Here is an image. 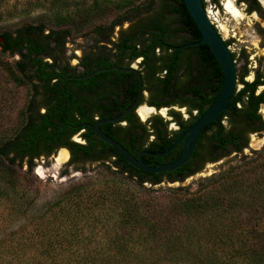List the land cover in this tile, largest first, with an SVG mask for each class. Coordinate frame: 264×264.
<instances>
[{
  "label": "trees",
  "instance_id": "obj_1",
  "mask_svg": "<svg viewBox=\"0 0 264 264\" xmlns=\"http://www.w3.org/2000/svg\"><path fill=\"white\" fill-rule=\"evenodd\" d=\"M28 5L41 12L42 15L35 18L37 22L30 21L0 33V72L16 87L29 90V100L19 113L21 120L16 132L13 137L0 144L2 170L8 166L20 170L26 164L31 172L35 166L33 158L41 155L48 157L80 128L87 127L86 130H90L84 112L79 117L66 118L67 109L59 103L62 94L60 87L63 83H69L66 76L74 71L73 67L68 66V59L65 57L72 26L85 30L96 19H102L112 12L116 14L108 25L92 29L94 46L83 52L79 59L85 69L80 76L89 75L95 67L111 66L109 62L112 61L119 65L126 57L134 59L143 56L147 62L150 55H155L156 48L163 49L165 43L175 47L182 45L186 37L182 36L181 41L176 42L181 33H185L191 39L188 40L190 42L201 39L183 0L25 1L24 6ZM28 12L18 9L17 5L8 8L0 0V22L14 15L28 17L31 14ZM125 23L127 27L118 34L120 37L112 40L115 28H122ZM171 23H177V28L172 30ZM190 50L207 52L208 73L213 72L218 78L215 86L217 96L222 88L223 77L216 59L207 45ZM184 51L185 49L182 50ZM2 55L17 59L8 63L1 58ZM244 60L247 63V55H244ZM171 71L173 69L168 68L167 80L161 82L163 96L172 87L169 82ZM249 72L246 65L242 72H238L237 87H242L239 91L235 90L229 110L221 115L226 124L219 126L213 136L215 142H218L213 145V151L219 148L225 152L228 148H233L241 153L247 146L249 134L264 131L258 114L260 106L264 105V90L258 93V88L264 86L261 61L259 60V67L254 70L253 80L245 81ZM112 74L117 78L126 75L115 71ZM177 74L176 71L174 77L179 80L180 75ZM90 81L92 80L73 82ZM213 100L212 98L211 102ZM237 103L241 104L240 108L236 106ZM39 104L47 105L45 114H40ZM61 110L65 111L64 117ZM89 132L91 133L86 134V145H69L73 150L79 148L87 158L90 150L97 146L92 131ZM101 144L104 148L107 147L102 141ZM169 147L170 144L160 150ZM71 166L81 170L78 165H67L62 174H67ZM113 166L116 168L114 174L123 176L128 182H117L118 186L104 183L98 187H78L55 201L47 213L39 216L35 232L30 234L21 226L9 234L10 237L16 235L15 241L10 240V245L6 248L0 243V264H171L179 263L177 259L187 249L188 242L201 245L203 236L191 225L190 228L189 222L195 218L197 221L206 217L214 218L212 215H217L216 212L222 205L218 196L203 189L194 196L176 199L166 206L151 195L149 190L146 191L147 194L142 190L143 182L155 184L159 174L143 173L130 165ZM184 167L169 174L177 172L182 181L186 174L194 173L192 168L185 170ZM129 183H133L135 187H130ZM17 204L23 206L25 201L20 199ZM177 215L183 218L180 225L173 222ZM191 238L195 239L188 241ZM149 243L165 246L164 261L148 260L152 256L153 247ZM29 249H33L35 254L27 257ZM199 249L195 253L187 249L190 263L204 264ZM254 249H249L255 260L253 264H264V247L256 251Z\"/></svg>",
  "mask_w": 264,
  "mask_h": 264
},
{
  "label": "rangeland",
  "instance_id": "obj_2",
  "mask_svg": "<svg viewBox=\"0 0 264 264\" xmlns=\"http://www.w3.org/2000/svg\"><path fill=\"white\" fill-rule=\"evenodd\" d=\"M3 1L8 8L17 5L18 9L29 11L31 14L28 17L14 15L0 22V33L13 30L30 21L35 22V18L42 15L32 6H24L25 1L28 0ZM230 2L231 7L236 8L238 15L236 17L226 10ZM221 3L225 11L214 6L211 0H206V10L211 21L221 29L219 31L222 37L233 41L229 48L236 55L237 67L243 65L241 55L244 51L248 55L249 68L259 67V60L263 67L264 20L259 19L255 14L247 15L245 7L242 4L238 5L236 0H222ZM115 16L116 14L112 12L102 19H96L90 28L85 30L76 26L71 27L72 34L66 44L65 57L72 65L82 57L83 52L94 46L95 36L91 34L92 29L99 25H108ZM177 26V23H171L172 30ZM126 27L127 23L123 24L122 28L116 27L114 36H118ZM182 36L179 34L176 42H180ZM1 58L8 63H13L17 59L8 55H2ZM262 70L264 71V67ZM252 78L250 74L247 79L252 80ZM238 87L240 88L241 85ZM28 100L29 90L16 87L4 73L0 72V144L13 137L20 124L19 113L27 105ZM60 152L56 153L55 159L50 157L37 161L31 172L28 171L26 164L19 170L4 163L8 168L0 169V243L4 248L10 245V240L15 241L16 235L10 237L9 234L17 231L21 226L30 234L35 232L39 224V216L47 213L55 201L69 195L74 189L98 187L104 183L118 186L117 182H128L123 176L114 174L116 168L105 160L99 164L80 162L77 165L81 170L73 169L71 166L67 174H62L67 168L68 157L65 162L59 161ZM128 185L135 187L133 183ZM142 187L144 193L149 190L151 195L166 206L176 199L194 196L203 189L220 198L221 209L216 212L217 215H212L214 218L206 217L200 221L195 218L189 222V225L186 224L196 228L198 234L203 236L201 245L197 242H188L187 249L195 253L200 248L199 252L202 254L201 259L204 264H253L255 260L250 255L249 249L255 248L256 251L264 247V135L251 136L248 148L243 149L241 153L228 149L223 154L222 160L215 164L203 165L194 175L182 181L158 184L143 182ZM20 199L25 201L23 206L17 204ZM173 222L180 225L183 218L174 216ZM43 223L46 224L45 221ZM192 239L195 238L188 241ZM149 245L153 247L152 256L148 260L164 261L165 246L155 243ZM187 249L179 255L177 259L179 263L171 264H189ZM33 251L29 249L27 257L35 254ZM190 264L201 263L191 261Z\"/></svg>",
  "mask_w": 264,
  "mask_h": 264
},
{
  "label": "flooded vegetation",
  "instance_id": "obj_3",
  "mask_svg": "<svg viewBox=\"0 0 264 264\" xmlns=\"http://www.w3.org/2000/svg\"><path fill=\"white\" fill-rule=\"evenodd\" d=\"M211 2L220 10L225 8L222 7V0H218L217 3H214L212 0ZM236 2L238 5L242 4L245 7L247 15L255 14L259 19L264 20V0H236ZM203 5L211 21L209 13L206 10V0L203 1ZM211 23L222 36L219 31L220 28L212 21ZM181 35L186 37L182 45L197 43L201 40L190 42L188 40L191 39L188 38L185 33H181ZM119 37V35L114 36L112 40H116ZM224 41L228 47H230L233 42L231 39H224ZM194 47H187L176 51L174 50L175 45L165 43L163 44V49L159 47L156 48L154 52L155 55H153L154 57L150 55L149 61L147 62H145L143 56L134 59L126 57L124 62L119 65H115V62L112 61L113 63L109 62L111 66L95 67L91 72L93 73L98 69H112L118 67L134 69L140 74L142 80V94L138 104L131 109L123 119L114 123L101 124L100 130L105 135L121 144L135 159H139L141 156L143 162L150 166L168 165L180 158L185 137L181 138L175 148L168 154L157 157L152 156V154L165 152L172 147L186 130L212 105L217 97L215 95V86L218 83V78L213 72L208 73L207 52L203 50H190ZM184 49L185 51L182 52ZM231 53L236 65L237 83L238 72H242L245 65L250 71L249 75L245 76V81H252L254 78V70L258 67H248L249 60H247V63L244 60V55H247L244 51L241 55L243 65L238 68L236 64V55L233 52ZM68 66L73 67L74 71L66 76V81H69V83H63L60 87L62 89V94L61 97H59V103L63 108L66 107L67 109L66 115L64 114L65 111L61 110L63 113H61L62 117H64V115L66 118H72V116L79 117V115L84 112L85 119L89 121L87 124L90 129L89 131H92L90 125L104 120L116 119L135 103L138 90V79L134 74L106 70L89 78L92 80L90 82L74 83V80H81L79 77H84L80 76V74L84 72L85 69L80 64L79 60H77L74 65L68 60ZM167 67L173 69L169 81L172 87H170L171 89H169L167 93L165 92L166 95L163 96L164 90L161 86V82L167 80ZM263 67L261 66V70ZM184 69H187L186 73ZM113 71L126 75L117 78L116 75L112 74ZM176 71L178 72L177 75H180L179 80L174 77ZM250 74L253 76L252 80L247 79ZM261 89L264 90V86L258 88V93ZM235 90L239 91L240 89L236 86ZM212 98L214 99L213 102H211ZM236 106L240 108L241 104L237 103ZM141 108H145L149 110V112L145 116H142L140 114ZM46 111L47 105L39 104L40 114H45ZM263 113L264 105H261L258 114L264 125ZM221 115L216 122L204 128L198 138L191 157L183 165L185 166V170L190 168L194 170L192 175L199 171L203 165L215 164L222 160L223 154L226 152L219 148L213 151V145L215 146L218 143L215 142L213 136L219 126H224L226 124L225 118H221ZM86 128H80L77 132L72 134L66 142H63L62 146L57 148L48 157L41 155L37 158H33V163L35 164L41 159L45 160L50 157L55 159L56 153L61 151L66 153V158L63 162H65L68 157V165H77L80 162L99 164L104 162V160L107 161V163L109 162L110 165H130L113 147L107 144V147L104 148L101 144L102 140H100L93 131L92 135L95 137L97 146L90 150V156L88 158L84 157L79 148L73 150L69 145H86V134L91 133L86 130ZM253 135L261 137L264 135V131L249 134L246 148H248L250 137ZM168 144H170L168 149L163 151L160 150L163 149V146ZM170 172L160 173L157 177L158 181L155 184L180 181L181 177L177 172L169 174ZM192 175L186 174L184 179Z\"/></svg>",
  "mask_w": 264,
  "mask_h": 264
},
{
  "label": "water",
  "instance_id": "obj_4",
  "mask_svg": "<svg viewBox=\"0 0 264 264\" xmlns=\"http://www.w3.org/2000/svg\"><path fill=\"white\" fill-rule=\"evenodd\" d=\"M183 1L186 6V9L188 10L194 24L196 25L201 35V40L197 43L185 44L179 47H175V50L177 51L187 47L207 45L221 69L223 83L222 88L212 105L196 120V122L192 126H190L186 130V132L178 139V141L167 151L152 154V156L155 157L168 154L175 148L179 140L185 137L183 151L177 161L168 165L150 166L143 162L141 156L139 157V159H135L121 144L108 137L100 130L101 124L114 123L123 119V117L138 104L142 94V80L140 74L136 70L118 67L112 69H98L87 76L79 77V79L81 80H87L93 77L95 74L106 70H115L120 73H132L137 77L138 90L135 103L116 119L97 122L94 125H90V128L100 140L113 147L133 168L145 173L160 174L164 172H170L182 167L191 157L194 147L198 141V138L204 128L209 124L216 122L218 120V117L228 110L229 102L237 86L236 65L232 53L229 47L226 45L222 36L218 33L216 28L209 20L203 5V0Z\"/></svg>",
  "mask_w": 264,
  "mask_h": 264
},
{
  "label": "bare ground",
  "instance_id": "obj_5",
  "mask_svg": "<svg viewBox=\"0 0 264 264\" xmlns=\"http://www.w3.org/2000/svg\"><path fill=\"white\" fill-rule=\"evenodd\" d=\"M231 5H232L231 2L228 3V4H227V7H226V10H227L232 16H234V17L238 16V15H237V11H235L236 8H235V9L232 8ZM238 14H239V13H238ZM234 19H235V18H234ZM148 112H149V110H147V109H145V108H141V109H140V114H141L142 116H145ZM65 158H66V153H65V152H60V155H59V157H58V160H59V161H64Z\"/></svg>",
  "mask_w": 264,
  "mask_h": 264
}]
</instances>
